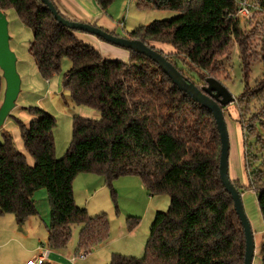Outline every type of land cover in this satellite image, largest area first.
Here are the masks:
<instances>
[{"label":"trees","instance_id":"obj_1","mask_svg":"<svg viewBox=\"0 0 264 264\" xmlns=\"http://www.w3.org/2000/svg\"><path fill=\"white\" fill-rule=\"evenodd\" d=\"M94 1L102 12L112 2ZM136 1L141 9L175 12L178 17L138 27L124 37L155 50L182 75L179 63L201 74L215 71L216 60L229 57L233 44L243 72L258 60L251 51L253 35L243 32L233 0ZM260 3L264 11V2ZM9 10L31 32L27 52L39 75L47 81L59 72L62 59H68L71 67L63 88L70 102L95 110L100 117L73 118L71 142L61 159L55 157L51 115L29 109L35 120L28 125L14 119L23 151L33 164L16 151L9 134L2 135L0 217L12 215L22 225L36 215L34 193L44 190L49 208L47 248L64 250L78 227L76 253L87 252L108 238L109 225L104 214L90 217L76 206L74 178L99 176L109 186L120 177H136L150 196H168V209L154 215L141 258L115 254L108 264H243V229L219 179L220 143L211 113L180 92L143 55L125 50L126 63L106 61L54 21L39 0H0V12ZM259 49L263 60L264 38ZM263 84L249 96L263 93ZM2 88L0 72V95ZM244 117L237 122L240 153L245 189L254 192L263 224L260 264H264V184L249 170L246 150L248 138L260 139L255 133L260 118L254 114L245 125ZM232 184L240 193L239 183ZM111 197L115 202L114 192ZM135 227L136 222L129 223L128 232Z\"/></svg>","mask_w":264,"mask_h":264},{"label":"rangeland","instance_id":"obj_2","mask_svg":"<svg viewBox=\"0 0 264 264\" xmlns=\"http://www.w3.org/2000/svg\"><path fill=\"white\" fill-rule=\"evenodd\" d=\"M261 1L264 2L263 0H249L253 8L252 19L240 21L243 32L249 36L253 35L251 51L258 56V60L248 67L246 73L240 67L235 44L232 45L233 49L229 57H222L216 60L215 71L213 72L201 74L190 65L182 63L178 65L179 69L183 71V76L193 82L197 87L204 86V80L211 77L216 79L234 99L233 103L226 106L223 110L229 140L228 176L229 179L234 178L236 180L235 182L239 183L242 187L239 193L240 200L253 239V257L251 264H260V249L263 243V224L254 192L245 189L247 181L242 165V156L240 153L241 142L237 122L241 120V115H245V125H248L249 121L247 120L254 114H257L260 118L259 125L261 127H257L255 131L256 135L260 136V139L254 137L248 138L246 150L249 154V170L258 175L260 183L264 184V91L256 96H249V92L255 93V86L264 82V59H261L262 54L259 49L261 39L264 38V11L260 8ZM107 10H109V15H112L113 21L118 26V32L114 33V35L120 37L138 27L148 26L155 21H171L178 17V14L175 12L157 11L151 8L141 9L137 6L136 0H112ZM5 17L7 20L8 35L9 33L14 34L15 26L17 23L19 24L16 14L13 10H9L6 12ZM73 32L76 36L85 35L77 31ZM85 36L89 35L87 34ZM30 40L31 33L28 29H24V27L16 29L12 40H9V48L17 60L16 73L20 80V90L14 109L10 112V116L4 121L2 127H0V143L3 141L2 135L7 133L13 136V144L16 151H20L21 139L18 138V128L15 125L14 119H18L25 125H28V123L35 120V117L30 115L28 110L39 109L51 115L55 120L52 131L55 157L61 159L71 142L73 118L79 117L88 120H99L100 116L95 110L74 106L70 102L69 94L63 88L64 77L71 67L68 59H62L59 72L51 76L47 81L39 75L36 66L27 52ZM98 42L104 48L110 49L114 53L112 57L106 55L101 56L102 58L109 62L126 63V57L124 58V54H126L125 50L102 41ZM155 47L163 50L164 53L168 51L162 46L155 45ZM98 51L104 55L108 53L103 49H99ZM3 92L4 87L0 97V104L3 100ZM29 162L32 165L30 158ZM88 178H91L92 181H83L82 185L88 186L87 190L90 191L89 196L92 197L87 199L88 201L92 199L89 204V210L78 198L81 195L84 201L87 194L84 193L83 195L78 193L77 189L75 191L76 199L81 206H76L84 209L86 213L89 212L91 215L95 213L104 214L108 221L109 232L111 229L110 238L113 239L118 235L119 228L128 234L124 239H119L111 243V246H109L112 251L111 253L137 259L141 258L143 256L144 245L148 239L149 227L153 220L152 208H149L150 203L148 201L163 203V207L161 206L160 208L159 204V209L156 211L165 212L169 205L168 196L159 195L152 197L145 189L140 191L138 188L140 185L136 184L128 183L130 184L129 186L118 185L119 182H123L122 180H134L138 184L140 181L136 177H120L113 180L109 186L105 184L102 177L89 175ZM231 182L233 183V181ZM101 186L104 187L101 188ZM39 192L45 191L39 190ZM112 192L115 194V202L111 197ZM146 211H148L147 214ZM3 216L0 217V231L2 228L7 233L10 226L4 218H10L13 221L14 217L9 214ZM131 222H136V227L128 232L127 225ZM71 240L66 249L68 246L70 247Z\"/></svg>","mask_w":264,"mask_h":264},{"label":"crops","instance_id":"obj_3","mask_svg":"<svg viewBox=\"0 0 264 264\" xmlns=\"http://www.w3.org/2000/svg\"><path fill=\"white\" fill-rule=\"evenodd\" d=\"M50 1L54 4L58 13L67 20L87 23L96 26L98 28H101L107 32H111L113 34L118 32V26L115 24V21H113L112 15H109L110 9L106 10V12H102L98 8L94 0H50ZM6 12H4L3 14H6ZM20 25H21L20 22L19 24L17 23L15 28L20 29V27H24ZM24 29H28V28L24 27ZM12 34L13 33H9L10 41L12 40V36H14V34L13 35ZM85 35L76 36V37L84 44L89 45L93 49H95L102 57L106 55L110 57L114 56V53L111 52L112 50L104 48V46H102V44L98 42L99 40L97 41V38L90 35L89 36H85ZM121 36L124 37L125 35H121ZM31 39H32V35H31ZM30 42L31 40L29 41V43ZM99 49H103L108 53H106L105 55L101 54L98 51ZM125 57L126 60H128L127 52L126 54H124V58ZM11 137L13 140V136ZM18 138H20L19 133H18ZM19 150L20 151L18 152L24 154L28 165H30L29 157L24 153L21 142H20ZM88 176L89 175L87 174L77 175L73 180L72 189H73V198L76 205H79L76 199V192H75L76 189L78 193H81L83 195L84 193L87 194V197L84 199V201L82 200L81 195L78 198L79 201L85 204V206L89 210V204L92 201V199L90 201H88L87 199L92 197L89 196L90 191L87 190L88 186L82 185L83 181H89V182L92 181L91 178H88ZM230 180L233 182L236 181L234 178H231ZM122 181L123 182H119L118 184L119 186L122 185L129 186L130 184L133 185L136 184V185H140L138 187L140 191H143L144 189V187L142 186V184H140V182H138L137 184V182H135L134 180H122ZM102 187L104 186H101V188ZM32 200L34 203V207L36 209V215L29 217L22 225L18 226L15 220L12 221L10 218H4L8 222L10 229L7 233H5V231L2 228L0 231V264H26L27 261L31 259L33 260L36 259V257L40 255L42 249H47L46 244H47V236H48L47 230L49 226V208H48L46 193L39 191L35 192L32 197ZM148 203H150L149 208L150 207L152 208L151 212H153L152 214L154 218V215L158 212L156 210L159 209L158 205L160 204L159 207L161 208V206L163 207V203H160L158 201H154V202L148 201ZM147 213L148 211H146V214ZM87 214L88 216L93 217L102 213H95L91 215L89 214V212H87ZM117 233L118 235H116L113 239L110 238L111 235V229H110L108 238L103 243L98 244L93 248H91L89 251H87L84 259H77L76 256L78 254L76 253V250H77L79 228L75 227L72 230V236H71L72 240L70 247L68 246L67 249L65 248L64 250L61 251L49 250L44 264H108L111 256L115 255V253H111L112 251L109 248V246H111V243L119 239H124L126 235H128L121 228H119Z\"/></svg>","mask_w":264,"mask_h":264},{"label":"water","instance_id":"obj_4","mask_svg":"<svg viewBox=\"0 0 264 264\" xmlns=\"http://www.w3.org/2000/svg\"><path fill=\"white\" fill-rule=\"evenodd\" d=\"M39 1L45 6L53 20L62 27L71 31L88 34L116 48L129 50L148 58L163 71L180 92L184 93L192 102L211 113L220 143L218 162L219 179L222 187L231 198L234 211L243 229V264H251L253 257L252 234L243 212L240 194L233 186L228 176L229 140L222 107H226L233 103L234 99L230 93L213 78H206L204 80L205 85L197 87L193 82L186 80L165 57L155 50H152L141 41L116 36L87 23L67 20L58 13L50 0ZM9 40L7 20L5 14L0 12V72L4 82L3 100L0 105V127H2L4 121L10 116V112L14 109L20 90V80L16 73V57L9 48Z\"/></svg>","mask_w":264,"mask_h":264},{"label":"built area","instance_id":"obj_5","mask_svg":"<svg viewBox=\"0 0 264 264\" xmlns=\"http://www.w3.org/2000/svg\"><path fill=\"white\" fill-rule=\"evenodd\" d=\"M238 4L237 14L236 17L240 21H248L252 19V7L249 3V0H233ZM49 249H42L40 255L36 257V259H31L26 262V264H44L48 255ZM86 252L79 253L76 258L77 259H84Z\"/></svg>","mask_w":264,"mask_h":264}]
</instances>
